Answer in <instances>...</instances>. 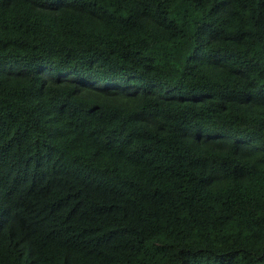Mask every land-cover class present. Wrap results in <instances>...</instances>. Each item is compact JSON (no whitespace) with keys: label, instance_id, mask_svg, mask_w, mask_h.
<instances>
[{"label":"trees","instance_id":"16d2710c","mask_svg":"<svg viewBox=\"0 0 264 264\" xmlns=\"http://www.w3.org/2000/svg\"><path fill=\"white\" fill-rule=\"evenodd\" d=\"M0 264H264V0H0Z\"/></svg>","mask_w":264,"mask_h":264}]
</instances>
